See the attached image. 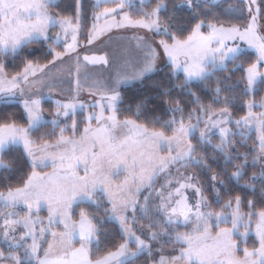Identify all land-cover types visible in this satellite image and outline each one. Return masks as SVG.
<instances>
[{
  "label": "snow or ice",
  "instance_id": "6c2138e0",
  "mask_svg": "<svg viewBox=\"0 0 264 264\" xmlns=\"http://www.w3.org/2000/svg\"><path fill=\"white\" fill-rule=\"evenodd\" d=\"M0 264H264V0H0Z\"/></svg>",
  "mask_w": 264,
  "mask_h": 264
},
{
  "label": "rangeland",
  "instance_id": "374dc122",
  "mask_svg": "<svg viewBox=\"0 0 264 264\" xmlns=\"http://www.w3.org/2000/svg\"><path fill=\"white\" fill-rule=\"evenodd\" d=\"M81 39L83 41V37ZM115 47H116L115 43L110 44L107 49H104L103 46H101L102 50H111V49H113ZM91 71L93 73L104 72V74L107 75V71H105V69L102 68L101 66H96L95 68H92ZM53 98L54 99H58L60 97L58 95H56V94H53ZM82 99L87 102V101L91 100L92 98L88 96L87 92H85V93L82 94ZM257 99H259V97H257ZM46 115H47V112H46Z\"/></svg>",
  "mask_w": 264,
  "mask_h": 264
},
{
  "label": "trees",
  "instance_id": "16d2710c",
  "mask_svg": "<svg viewBox=\"0 0 264 264\" xmlns=\"http://www.w3.org/2000/svg\"><path fill=\"white\" fill-rule=\"evenodd\" d=\"M90 2H91V0H86V3H90ZM44 107H45V109H50L52 107L51 102L45 101ZM46 214H47L46 211L41 213V215H44V216H46Z\"/></svg>",
  "mask_w": 264,
  "mask_h": 264
},
{
  "label": "crops",
  "instance_id": "0c3cea01",
  "mask_svg": "<svg viewBox=\"0 0 264 264\" xmlns=\"http://www.w3.org/2000/svg\"><path fill=\"white\" fill-rule=\"evenodd\" d=\"M46 211V210H45Z\"/></svg>",
  "mask_w": 264,
  "mask_h": 264
}]
</instances>
